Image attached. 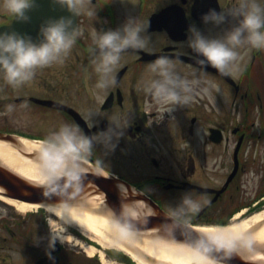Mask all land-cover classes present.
Returning <instances> with one entry per match:
<instances>
[{
  "label": "flooded vegetation",
  "instance_id": "obj_1",
  "mask_svg": "<svg viewBox=\"0 0 264 264\" xmlns=\"http://www.w3.org/2000/svg\"><path fill=\"white\" fill-rule=\"evenodd\" d=\"M90 1L96 4L97 17L80 7L76 25L80 34L63 62L38 68L32 80L17 87L0 76V129L15 138L42 142L63 123L78 124L91 137L115 127L109 120L113 116L128 117L122 134L113 137L115 147L93 141L94 151L88 157L92 164L97 166L96 158H100L107 176L147 195L168 214L187 194L197 207L181 215L178 220L182 222L231 219L233 210L245 204L237 191L244 185L247 161L257 160L258 145L264 141V47L245 44L238 49L239 68L230 72V84L206 63H199L202 57L189 46L188 29L195 24L209 37L223 35L239 17L230 15L216 25L204 23L202 16L210 9L227 11L235 0H198L197 6L196 0H132L135 4L129 16L148 25L143 33L148 43L122 54L114 71L115 83L102 91L95 88L93 32L117 28L129 16H119L110 0ZM261 3L264 6V0ZM153 53L172 58L178 72L198 81L195 99L189 104H157L145 92L144 83L151 76L148 65L159 57L146 56ZM223 84L230 94L224 99ZM9 104L14 105L11 111ZM89 111L97 112L91 116L92 124L87 119ZM223 111L231 116L222 123ZM28 220L0 218V258L5 264L10 251L20 249L27 264L40 260L42 264H95L94 258L61 244L54 233H43L42 219ZM118 256L132 263L126 255Z\"/></svg>",
  "mask_w": 264,
  "mask_h": 264
},
{
  "label": "clouds",
  "instance_id": "obj_2",
  "mask_svg": "<svg viewBox=\"0 0 264 264\" xmlns=\"http://www.w3.org/2000/svg\"><path fill=\"white\" fill-rule=\"evenodd\" d=\"M66 5L76 15L80 12L82 0H56ZM35 0H3V7L14 14L15 18L28 19L26 10L32 7ZM86 14L97 17V10L88 8ZM239 17V22L225 30L223 35L209 37L201 29L191 24L189 26V46L201 54L200 64L211 63L223 73H230L239 68L241 54L238 49L247 44L255 48L264 47V6L261 0H235L229 10L210 9L202 16L204 23L223 24L229 16ZM71 17L50 18L40 26L42 38L37 42L28 35H21L15 31L0 32V76L13 87L23 85L33 79L38 68L49 66L56 62H63L73 48L77 36L80 34L74 27ZM148 25L129 16L117 28L107 30L96 29L93 32L96 55L93 58L94 70L98 74L95 83L97 90H106L115 83L114 71L120 63L122 54L127 49H142L147 46L148 38L143 34ZM151 73L144 83V90L157 104L187 105L195 99V79L183 76L176 69L173 59L159 56L148 65ZM14 105L7 106L8 111ZM166 109L170 111L172 109ZM89 111L87 119L92 124ZM115 127L110 126L93 136L87 135L78 124L63 123L57 130L49 133L48 137L39 145L38 173L34 179L43 186L44 195L50 193L63 194L69 186L76 193L80 187L81 175L90 170L88 157L93 154V141L103 142L108 147H115L113 137H119L122 130L129 123L128 117L121 119L113 116L109 119ZM97 166L105 168L100 158H96ZM107 175L108 171L99 172ZM63 180L60 184L59 181ZM146 210L147 205L142 201ZM64 205L63 203L60 206ZM197 205L186 194L181 205L170 207L169 215L178 219L187 211L195 210ZM126 211V210H125ZM152 211L148 212L151 214ZM114 225L117 228L127 227V222L114 215ZM254 242H264V237L246 236L239 234L226 241H218L213 236L197 242L196 249L203 254L216 250H223L226 257L241 249H250ZM257 257H251L256 259ZM259 258H264V253ZM215 264V261L212 262Z\"/></svg>",
  "mask_w": 264,
  "mask_h": 264
},
{
  "label": "bare ground",
  "instance_id": "obj_3",
  "mask_svg": "<svg viewBox=\"0 0 264 264\" xmlns=\"http://www.w3.org/2000/svg\"><path fill=\"white\" fill-rule=\"evenodd\" d=\"M20 141L29 151L39 150V145L41 144L27 139H21ZM38 162V158L31 159L23 156L17 152L15 147L0 139V163L10 170L36 182L34 178L39 175L37 169ZM86 190L90 193L87 192L88 194L81 196L75 204L62 206L29 203L4 196L1 193L0 200L12 205L21 213L36 211L40 207H43L47 212L55 214L64 222L80 226L86 235L87 233L92 234L90 236L91 240L98 242L102 247L114 246L127 252L138 264H212L214 261L182 241L151 238L126 227L117 228L114 225V219L106 212L107 207L100 192L91 190V188ZM131 203L124 205L131 216H134L136 213V209L132 208L131 205H138L145 208L142 201L132 199ZM245 211L243 209L237 212L233 216V222L226 225H197L193 227L200 233L213 236L221 242L229 240L239 234L264 237V209H257L247 217H242ZM255 244L264 248V242H254L253 245ZM81 247L88 255H94L98 252L104 264H125L105 260L103 251L97 249L91 243L81 244ZM145 253L150 255L154 260L145 259L143 257ZM239 253L246 259L264 263V258H259L264 252H258L250 248L241 249ZM251 257L257 258L251 259ZM215 264L224 263L215 261Z\"/></svg>",
  "mask_w": 264,
  "mask_h": 264
},
{
  "label": "water",
  "instance_id": "obj_4",
  "mask_svg": "<svg viewBox=\"0 0 264 264\" xmlns=\"http://www.w3.org/2000/svg\"><path fill=\"white\" fill-rule=\"evenodd\" d=\"M26 14L28 19L13 17L10 23L0 25V32L15 31L21 35H28L34 41L38 42L42 38L40 26L48 19L62 16L71 17L73 27L76 25L77 19L75 13L70 11L66 5L62 6L57 3L56 0H35L34 5L26 10ZM0 139L9 142L24 156L33 159L39 156V151H26L24 146L9 134L0 132ZM87 166L90 170L81 175L79 181L80 187L77 188L74 195H71L73 189L69 186L64 189L63 194L50 193L46 196L44 195L43 186L15 173L0 163V193L4 196L29 203L49 205H60L63 203L67 205L75 204L81 196L88 194L87 192L89 191L86 189L91 188V190L100 192L107 207L106 212L111 218L114 219V215H116L124 219L128 225L126 228L136 231L143 236L174 239L187 243L195 249L198 241L205 240L208 237L192 226L179 222L167 213L161 211L143 194L138 191H132L130 186L125 185V189H123L119 180L93 171L89 164ZM59 183L62 184L63 180L61 179ZM132 199L144 201L148 206V210L138 205H131L132 208L136 209L135 215L131 216L124 205L131 203ZM150 211L152 213L148 214ZM252 246L254 250L264 251L258 244ZM205 255L226 264H264L246 259L239 252H234L231 256L226 257L223 250H216L214 245L212 246V251ZM144 256L147 259L153 260L146 253Z\"/></svg>",
  "mask_w": 264,
  "mask_h": 264
},
{
  "label": "rangeland",
  "instance_id": "obj_5",
  "mask_svg": "<svg viewBox=\"0 0 264 264\" xmlns=\"http://www.w3.org/2000/svg\"><path fill=\"white\" fill-rule=\"evenodd\" d=\"M99 1V0H97ZM96 1V2H97ZM101 1V0H100ZM111 4L117 8V12L119 16H129L131 14V9H133V6L135 3H131L132 0H110ZM96 4H93L90 0H82V4L80 5L81 9L83 11H86L88 8H95ZM12 13L5 9L3 7V0H0V25L5 23L7 18L10 17ZM85 18V16H84ZM85 20V19H84ZM87 19L84 21V24H86ZM86 74V72H85ZM228 88L224 86V84L221 87V94L223 96V99L225 96H229ZM225 102V101H223ZM223 105L227 106V104ZM227 110L230 108L227 107ZM224 110V108H223ZM230 111V110H229ZM231 116L228 112L225 114L224 111L220 114L222 123L225 121V118L227 116ZM230 140L227 141V144H230L229 147L232 144L231 136ZM225 143L222 144V149L224 148ZM259 153L257 157V160L249 159L247 161L248 166L246 171L243 173L242 179L245 180L244 185L240 187V190L237 191L238 195L241 196V200H245V203L247 204L246 207H243L242 209H248V207H251L249 210L246 211V214H244L242 217H247L251 213H253L257 209H264V204L259 206L258 208H253L254 203L256 202V199L258 198L256 195V192L260 188V186L263 184L262 181H264V141H261L258 145ZM259 165H262L263 167L260 169H256ZM223 172V171H222ZM216 176V175H215ZM264 201V200H262ZM249 204V205H248ZM245 205V204H244ZM29 213V212H28ZM28 213H21L18 212L12 205L0 200V218H16V219H29V223H37V221H34L35 219H42L39 221V227L44 233H54L61 243L66 246L74 247L78 250H80V253H82L85 257H89L88 254L83 251V249L80 247L81 244L91 243L97 248H100L99 245L96 244L95 241L85 237L82 234L83 229L80 226H77L75 224H69L64 222L62 219L58 218L57 216L53 215L50 212H47L46 210L39 211L38 213L33 212V214ZM236 214V213H235ZM45 220V222H43ZM233 222V219H228L227 224ZM45 223V224H43ZM40 233V231H37ZM84 232V231H83ZM85 233V232H84ZM89 236H92V234H88ZM111 249H107V247H102V251L105 256V260L109 262H114L115 257L112 255H109L111 253H107V251H115V252H123V250L118 249L114 246H109ZM117 249V250H116ZM119 250V251H118ZM11 258H8L6 263L7 264H27V259L25 255L23 254L22 250H12L10 251ZM91 258H94L95 264H104L98 254L96 252L94 256ZM117 262V261H116ZM119 262V261H118ZM0 264H5L2 258H0Z\"/></svg>",
  "mask_w": 264,
  "mask_h": 264
}]
</instances>
